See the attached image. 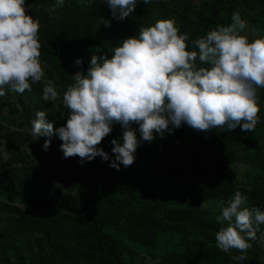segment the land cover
Masks as SVG:
<instances>
[{
  "label": "trees",
  "instance_id": "trees-1",
  "mask_svg": "<svg viewBox=\"0 0 264 264\" xmlns=\"http://www.w3.org/2000/svg\"><path fill=\"white\" fill-rule=\"evenodd\" d=\"M26 0L28 12L40 21L44 79L23 94L5 89L0 97V264H264V225L250 241L244 261L235 249L217 248L215 234L223 225L204 203L225 201L240 191L249 207L264 210V89H258L260 121L251 132L221 128L197 132L186 124L141 140L135 162L117 171L97 156L81 164L79 157L64 158L62 141L33 137L31 121L37 110L47 112L54 129L65 124L68 109L63 93L76 71L86 74L92 55L111 57L124 38L140 26L174 18L191 41L217 25L231 23L239 11L248 30L264 34V0H138L135 11L123 21L112 19L104 0ZM50 17H57L52 19ZM110 20V27L101 24ZM80 58L82 64L75 65ZM52 80L59 98L45 102L42 89ZM137 137H140L137 125ZM13 128L14 132H11ZM122 128L99 145L110 158V141L122 143ZM50 139L49 154L62 169L56 187L32 158L29 148ZM244 165V181L235 164ZM144 256V258H143Z\"/></svg>",
  "mask_w": 264,
  "mask_h": 264
},
{
  "label": "clouds",
  "instance_id": "clouds-1",
  "mask_svg": "<svg viewBox=\"0 0 264 264\" xmlns=\"http://www.w3.org/2000/svg\"><path fill=\"white\" fill-rule=\"evenodd\" d=\"M112 19L123 21L135 11L138 0H104ZM146 5L150 0H142ZM91 3V0H89ZM64 6L56 0L49 9ZM26 0H0V97L5 89L17 94L31 91L45 72L40 60V21L28 12ZM55 19L57 17H50ZM110 27L111 21L102 18ZM248 22L239 11L231 23L217 25L205 36L191 41L181 33L174 18L158 19L150 26H140L136 35L120 41L111 57L92 55L86 74L76 71L62 102L68 109L64 125L55 128L46 119L45 110H37L31 121L32 136L50 137L55 132L62 144L64 158L79 157L81 164L99 156L109 167L120 170L135 162L141 140L151 142L154 134L186 124L197 132L221 128L251 132L260 121L258 89H264V36L250 38L244 30ZM75 65L82 61L77 58ZM59 93L52 80L42 89V99L54 102ZM122 128V143L110 141V158L99 145L112 132ZM138 126L140 137H137ZM45 139L42 149L50 148ZM222 225L215 234L218 249H233L244 261L245 253L257 239L264 225V210L248 206V197L236 191L227 202L220 201ZM264 244V236L261 237Z\"/></svg>",
  "mask_w": 264,
  "mask_h": 264
},
{
  "label": "rangeland",
  "instance_id": "rangeland-1",
  "mask_svg": "<svg viewBox=\"0 0 264 264\" xmlns=\"http://www.w3.org/2000/svg\"><path fill=\"white\" fill-rule=\"evenodd\" d=\"M244 32H245V34L249 35L250 38H254L256 36H264V34H262L263 32H261V31L245 29ZM13 130L14 129L11 128V132H14ZM0 150H1V157H2V160L4 163L7 160L8 154L4 151V146L1 147ZM29 151L32 152L31 158L35 162L39 163L41 168L48 175L54 176V178H52V181L55 183L56 187L59 188L60 185L58 183V180H59L60 176L55 177V175H56V173H58L62 169V165H61L60 160L53 158L49 154V151L43 150L42 146H40V145H34L33 144L29 148ZM234 166H235V169L239 172V175H238L239 178L244 181L243 172H245V170H247L248 168H246L244 165H241L239 163L235 164ZM4 170H5V168L0 169V181L3 178L2 173ZM203 207L207 208V209H211L217 213H221L220 205L217 202L211 201V202L204 203ZM143 258H144V256H143ZM143 260L145 261L146 264H156V262L151 261L150 257H148V256H145V259H143Z\"/></svg>",
  "mask_w": 264,
  "mask_h": 264
}]
</instances>
